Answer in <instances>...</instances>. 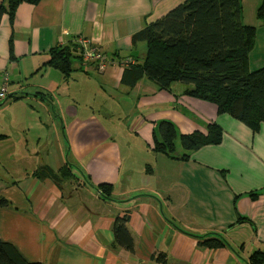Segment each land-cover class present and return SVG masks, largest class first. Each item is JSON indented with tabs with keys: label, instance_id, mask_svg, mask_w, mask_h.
<instances>
[{
	"label": "crops",
	"instance_id": "1",
	"mask_svg": "<svg viewBox=\"0 0 264 264\" xmlns=\"http://www.w3.org/2000/svg\"><path fill=\"white\" fill-rule=\"evenodd\" d=\"M183 1L40 0L20 5L12 23L7 14L2 16L0 88L7 76L8 90L0 99V134L6 135L0 141L10 147L12 136L24 138L26 146L14 143L7 148V157L13 161L20 157L15 151L30 150L27 137L36 136L37 144L31 156L24 155L22 162L13 164L26 169L15 171L8 180L0 179V194L10 201L8 207L0 208V239L12 243L27 260L41 264H254L250 256L256 250L264 253V123L253 132L232 116L218 113L214 104L185 94L188 85L173 82L168 90H156L150 97L146 93L138 102L137 113L151 136L155 121L168 120L182 134L205 133L208 123L214 122L223 130L221 142L204 145L182 159L184 150L176 141V157L171 158L155 153L153 140L146 134L144 149L152 150L146 152L144 163L128 164L124 172L119 142L100 113L82 104L75 92L64 91L92 71L120 80L128 67L125 62L145 53V43L133 45L132 35ZM261 1L242 0L243 22L256 26L250 69L264 66V24L256 15ZM81 38L102 47L108 60L104 72L80 59L77 41ZM58 45L69 46L78 58L79 65L71 66L76 70L74 77L64 79L49 65V51ZM22 93L18 100L5 101ZM5 104L20 105L22 111L14 116ZM134 131L124 130L131 134L129 146L140 144ZM66 162L77 180L56 184L34 176L40 166L57 171ZM100 183L113 186L111 199L96 190ZM253 192L255 198L249 196ZM126 214L135 241L132 251L123 244L113 245L114 221ZM200 236H223L228 244L202 246Z\"/></svg>",
	"mask_w": 264,
	"mask_h": 264
},
{
	"label": "trees",
	"instance_id": "2",
	"mask_svg": "<svg viewBox=\"0 0 264 264\" xmlns=\"http://www.w3.org/2000/svg\"><path fill=\"white\" fill-rule=\"evenodd\" d=\"M40 0H2L0 21L7 14L11 23L18 7L24 3L38 4ZM242 0H184L166 14L146 23L131 38L132 44L144 42L145 53L123 69L119 84L133 87L146 78L158 89L170 88L173 82L188 85L185 94L208 101L216 106L218 113H226L247 125L253 132L264 123V66L252 70L249 54L256 38V26L243 22ZM256 15L264 24V0L257 8ZM80 57V45L77 43ZM69 46H55L49 51L48 63L59 71L63 78H69L73 56ZM81 59V58H80ZM82 60V59H81ZM12 94L5 101H15L24 96ZM4 102V101H3ZM153 124V150L175 158L176 141L184 150L182 159L189 157L193 150L204 145L219 144L223 130L216 123H208L206 132L179 133L170 121H155ZM6 135L0 134V140ZM34 176L49 178L60 184L77 180L72 165L66 162L54 171L48 165L36 168ZM90 185V179L86 175ZM101 196L111 199L113 186L100 183L97 186ZM255 198L257 193H250ZM10 205V201L0 194V208ZM129 216L116 217L113 225L116 245H124L130 251L134 248V238L128 226ZM202 246H224L227 240L198 237ZM250 262H264V253L256 250ZM0 264H41L29 261L10 242L0 239Z\"/></svg>",
	"mask_w": 264,
	"mask_h": 264
},
{
	"label": "rangeland",
	"instance_id": "3",
	"mask_svg": "<svg viewBox=\"0 0 264 264\" xmlns=\"http://www.w3.org/2000/svg\"><path fill=\"white\" fill-rule=\"evenodd\" d=\"M253 56L254 55H252V58ZM70 60L72 67L79 65L77 57L72 56ZM75 73L76 70L71 71L72 77H74ZM142 79H140L142 81L139 80V83L130 88L121 86L119 80L114 77L105 78L104 75L92 71L87 77L78 80V85H70L68 89H64V91L68 90L69 93L75 92L74 95L76 98H78V96L82 97V104L87 105L88 107H93L100 113L101 119L111 131L112 137L119 142L118 146L120 152H122L124 172L127 170L128 164L137 166L142 162L144 163V159L147 155L146 152L152 150L148 149V151H146L144 149L147 143L146 134L150 136L151 141L153 140V135L151 136V130L149 127H144V120L142 116L137 113L139 108L138 102L140 98L142 99L146 96L150 97L153 95L154 91L162 89H158L154 83L150 82L148 79ZM146 93L147 95L144 96ZM127 98L129 100L125 101ZM5 105H7L5 109L10 111L14 116H17L22 111L20 105ZM101 108L109 109L111 112L105 113ZM1 116L2 115H0V118ZM126 127L132 129L135 128L134 132H137V136L141 138L140 144H143V146L140 147L138 141L134 143L135 146H129V138L131 134H125L124 130ZM35 137L36 136L27 137L29 138L28 144H30L29 151H24L22 149L15 151V154L20 156L19 158H15V161L8 159L7 148L14 147V143L20 146H26L22 142V139L24 138L21 136H12L10 138V147H8L7 143L5 144L0 141V179L4 181L8 180L9 175H13L15 171L20 172L21 170L26 169V167H16L13 166V164L15 162H22V157L24 155H32L37 144ZM157 154L163 155L160 153ZM147 167L146 162L145 164H142L144 170L147 169ZM69 189H71L70 186Z\"/></svg>",
	"mask_w": 264,
	"mask_h": 264
},
{
	"label": "built area",
	"instance_id": "4",
	"mask_svg": "<svg viewBox=\"0 0 264 264\" xmlns=\"http://www.w3.org/2000/svg\"><path fill=\"white\" fill-rule=\"evenodd\" d=\"M77 43L80 45V57L82 61L84 62H91L95 63L98 70L100 72H104L106 70V67L108 65V60L104 55L103 49L101 46H95V45H84L80 43V41H77ZM133 63L132 61H126L125 65H129ZM8 86V77H4V82L2 87L0 88V99L5 98V95L7 94V88Z\"/></svg>",
	"mask_w": 264,
	"mask_h": 264
},
{
	"label": "bare ground",
	"instance_id": "5",
	"mask_svg": "<svg viewBox=\"0 0 264 264\" xmlns=\"http://www.w3.org/2000/svg\"><path fill=\"white\" fill-rule=\"evenodd\" d=\"M1 2H2V1H0V3H1ZM79 41H80V43L83 44V45H84V44H85V45H94L93 42H92L91 40L86 39V38H81ZM70 64H71V63H70Z\"/></svg>",
	"mask_w": 264,
	"mask_h": 264
},
{
	"label": "water",
	"instance_id": "6",
	"mask_svg": "<svg viewBox=\"0 0 264 264\" xmlns=\"http://www.w3.org/2000/svg\"><path fill=\"white\" fill-rule=\"evenodd\" d=\"M96 190L100 193V191L98 189H96Z\"/></svg>",
	"mask_w": 264,
	"mask_h": 264
}]
</instances>
